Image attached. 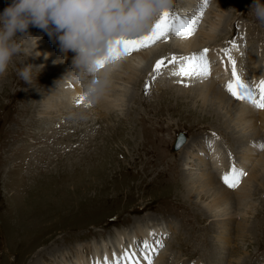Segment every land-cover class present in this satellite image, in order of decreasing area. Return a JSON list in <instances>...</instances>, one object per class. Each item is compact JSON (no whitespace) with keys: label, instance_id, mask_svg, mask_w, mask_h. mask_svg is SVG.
Wrapping results in <instances>:
<instances>
[{"label":"rangeland","instance_id":"obj_1","mask_svg":"<svg viewBox=\"0 0 264 264\" xmlns=\"http://www.w3.org/2000/svg\"><path fill=\"white\" fill-rule=\"evenodd\" d=\"M182 3L183 0H174L169 12L183 9ZM252 3L253 0H207V6L200 3L191 8L201 10L196 20L204 22V27L207 16L210 19L217 12L227 16L223 34L202 47L217 51L219 60L225 58L220 49L230 48L232 58L239 49L244 53L242 66L248 71L243 73L244 78L255 82L257 78L252 76L256 68L249 67L251 61L247 56L252 52L254 57L264 60V22L250 9ZM218 28L219 25L214 30ZM160 41L169 43L168 40ZM229 41H235L239 48H231ZM168 48L159 56H153L149 71L138 72L134 79L122 78L114 82L119 84L120 81L121 87L128 83L130 87L129 99L121 111L117 107L99 115L96 108L85 105L81 114L75 112L69 117L68 113L59 111L46 120L40 117L41 102L36 101V97L49 85L53 86L62 73L53 68L46 71L50 63L46 64V69L39 64L35 66L27 46L22 43L21 52L12 57L7 70L0 74V264H30L35 257L43 259L44 264H51L50 255L45 254V250L51 249L63 251L70 261L73 259L70 249H75L87 263L92 243L106 241L113 235L114 227L127 226L130 221L133 226L134 220L143 213L148 214L146 218L150 222H159L170 233L165 249L172 264L183 260L186 264L190 259L200 264H236L237 249L240 264H264V176H257L251 182L247 205H239L249 211L245 219L237 211L219 218L211 216L206 208L203 209L209 196L195 194L194 190L195 197L191 198L181 181L182 160L175 153L178 149L172 150V140L178 132L189 138L191 150L197 149L200 140L211 150L206 140L215 133L212 139L224 152L226 162H223L227 167L230 153L235 157L233 165L242 166L243 143H239L240 139L232 131L225 129L222 115L217 117L214 110L201 104V99L195 100L185 93L179 98L176 97L178 89L170 91L168 83L176 85L181 79L174 81L177 76L165 74L162 78L160 75L172 64L162 66L159 75L153 73L157 58L167 61L170 55L182 52L178 48ZM145 49L147 47L140 50ZM213 62L209 63L210 67ZM26 64L32 65L31 83L18 76V71ZM70 71L72 69L66 72ZM154 75L155 80L152 79ZM256 93L258 98V91ZM257 118L256 113L255 125L259 123ZM250 135L257 145L264 143L261 136L264 131ZM206 148L204 151H208ZM206 159L204 157V162L197 164L191 173L211 171L214 162ZM222 176V173L215 176L221 185L224 184ZM226 194L228 206L236 207L237 195ZM134 215L139 216L132 218ZM225 223H230V229L222 236ZM101 224L103 226H99ZM98 226L103 230L98 231ZM104 233L106 236L100 237ZM125 239L130 240V235L114 242L111 248L119 247ZM106 245L100 247L104 253L110 250Z\"/></svg>","mask_w":264,"mask_h":264},{"label":"bare ground","instance_id":"obj_2","mask_svg":"<svg viewBox=\"0 0 264 264\" xmlns=\"http://www.w3.org/2000/svg\"><path fill=\"white\" fill-rule=\"evenodd\" d=\"M9 3L10 0H0V12H3L4 8ZM200 3L202 5V0H183L182 3L183 9L177 8L174 10V13L180 15L181 17L191 18L195 16L196 18H198L199 15L198 11L201 12V10L200 9L195 10L191 8V5L194 6V4H197L198 6H200ZM215 14H216L215 17H213L214 14L212 15L213 18L210 17L209 19L207 16L204 19L207 22L206 27H204L205 23L203 22L201 24L199 20V23L197 22V26L195 27V31L193 35L188 38L177 37L170 33L167 39L169 43L163 44V41L159 40L158 42H156L159 43V45L155 46L156 43H154L149 47H147V49H145L144 51H141L139 49L131 52L128 55L121 56L119 59L114 60L112 63L110 82L105 88L103 94L95 101H89L85 97V100L79 105L76 104L75 101L78 97L83 95L81 85L76 83L71 78V76L68 75L69 72H66L68 69H72V57L74 53L72 51H69L65 55L61 51L59 41L55 36H50L47 32H45L44 30L38 27L29 26L28 32L31 34L32 37H28V36L24 37L22 43H24L27 46L26 50L30 52L29 54H31V58L33 62H35L33 64L35 66L36 64L37 65L39 64V66L44 67L46 69V64L50 63L49 68L46 69V71L49 72V69L53 68L56 71L60 70L62 73V77L57 81H55L53 86L49 85L48 88L38 93V97H36V101L41 102V106H40L41 110L39 112L40 117H45V119L47 120L49 115H52L54 113L56 114L59 111H62L64 114L68 113L70 117L75 112H77L75 114H81L84 111V108H82V106L85 107V105L93 106L94 108H96L99 115L106 114L112 110H116L117 107L118 109L120 108L121 111L122 106H124L125 104L124 102H126L128 98L127 97L129 92L128 89L130 87L128 88L127 85L128 83L124 87H121L120 81H118L119 84H116L114 82H117V80L119 79L121 80L122 78L125 80L130 78L134 79L138 72L145 73L146 70H148V67H150V60L153 59V56L154 55L155 57L159 56L161 53H163L162 51L164 50V48H168V47L173 49L178 48L179 51H182L181 53L179 52V54H175V56H186L191 53L200 52L202 49H204L202 45H204L206 42L208 43L209 41L216 39L218 36L223 34L222 32L224 31V29H226V25L224 21L227 16L224 17L222 12H217ZM218 25L219 28L217 29V31H215L214 29ZM33 37L36 39H34ZM165 53L166 51L164 52V54ZM234 55L236 57L235 61H236L237 72L241 76V78L244 79V74L248 72V71L245 72L242 66V61H243L242 59L244 53H242L239 49H236V53ZM254 56L255 55L251 52L247 57L251 61L249 63L250 64L249 67L253 69L256 68L255 69L256 73L252 77L254 78L256 77L257 78L256 82H259L260 80L264 79V60L260 61L258 57H254ZM209 57L211 62L215 61L213 62L214 63L213 66L215 64H218V66L210 67V75L207 78H201L200 80H197V82H195L192 78H186V77L181 78L177 76V80L181 79L183 80V83L178 82L176 84V82H174V84L176 85H172L173 82L172 83L169 82L168 83L169 87H171L169 89L170 91L171 89L174 88L178 89L176 90L177 92L176 97L179 98L185 93L186 96L191 95L192 98H195V100L197 98L201 99V104L206 105L210 110H214L217 114V117H220V115H222L223 121L225 122V129L232 131L237 136V138L240 139L239 143H243L241 147V155H240L242 157L241 158L242 166L239 167L237 166V168L242 170L245 169L243 171L246 173L247 176L246 175L241 176L243 178L237 187L235 188L229 187L232 190L226 188L228 186L227 184H225L223 179H221L224 182V184H222L223 186L217 182L218 181L217 179L219 178L215 179V176L218 175L219 170L220 173H222L224 176L225 173L229 172L230 168L233 165L230 168H228L226 163L224 164V162H226L223 155L224 152L220 149L219 146H217V141L215 139H212L213 136H211L210 139L206 140L207 143L211 141V150L206 148L202 140H200L201 144L198 145L197 149L191 150L190 144L192 143L189 142V138H188L183 146H180V148H178L177 151L175 150L174 151L175 153L179 154V157L182 160L181 170L183 171V175L181 177V181L183 182L184 187L187 189V192L190 193L191 198L195 197L193 192L194 190L196 192L195 194L197 193L207 194L209 198H206L205 200L207 202L205 203L206 206L205 207L202 206V207L203 209L206 208L205 211L209 212V214L215 218L216 217L219 218L224 215H232L234 212L237 211L245 219V215L249 211L247 208L241 207L239 205L244 203L245 205H247L248 202L246 203V201L247 199H249L251 195V187H250L251 182L255 180L257 176H261V177L264 176V149L257 147L256 141L253 140L252 136L250 135V133L256 134L264 131V109L256 111V108L249 102L239 100L233 97L223 86L225 85L224 83L225 81L227 80L229 81L232 78V69H231V65L228 63L227 57L219 60L218 52L213 51L210 48L207 54V58ZM235 57H233V59H235ZM41 62H44L45 64L42 65ZM226 66L228 67L230 66V67L227 68ZM239 68H241L242 71L239 70ZM175 69L176 68L174 64L165 67L163 72L166 73L161 74L160 77L163 78L164 76H166L165 74H167V77L174 76L172 75V72ZM227 69L231 71V75H229L228 73L229 71ZM245 82L248 83L249 85H252L254 81L247 82L245 80ZM221 83H223V85H221ZM172 95H174V93ZM222 109H224V111ZM256 113L258 115L257 119L259 120L258 125H255L254 123V114ZM64 117L67 116L64 115ZM96 117L97 115H94V118ZM49 122L51 123V120H49ZM250 128H252L251 132L248 131ZM261 136L264 139V135ZM191 139L192 141H194L193 138ZM255 145L256 148L254 147ZM204 148H206L208 151H204L205 150ZM184 154H186V158L184 157ZM204 157H207L208 160L214 162V164H212L213 169L211 171H202L199 174L191 173L192 170L196 169L197 164L204 162ZM253 161H255V163L251 167V163ZM187 169L189 170L187 171ZM214 170L218 172L216 173ZM196 186L200 187V189L198 190L197 188H195ZM227 192L235 193V195H237L238 205L236 207L233 204L228 206L229 198L228 195L226 194ZM232 201L233 200H231V202ZM145 218L146 215H143L140 218L134 220L133 226H135V228H133L131 232L129 230L124 229L123 227H119V228L114 227L112 231L113 235L110 236L109 238H106V241L101 242L100 240L101 244L105 245L107 241L111 242L112 241L110 240L111 238L114 239V242H119L125 235L127 236L133 235L135 237L140 236L146 238L147 233L150 229L149 226L156 227V225L159 222L152 223V225H147V226L145 224H140ZM146 221H148V218H146L145 222ZM229 225L230 223L223 224L224 229L222 231V236L225 235L226 230L230 229ZM144 226H146L145 229H142ZM247 229L248 228H246V230ZM221 239L222 238H219L220 241ZM101 244L96 242L92 243L90 247L91 255L89 257L92 256L91 258H94L95 255H99L98 249L100 250L101 248H104V246L101 247ZM70 250H71L70 253L73 255V259L71 261L64 254L63 251H59V250L56 251L51 249V250H45L46 252L45 254L48 256L50 255L51 264H94L95 263V261H93L92 263L89 262L86 263L84 257L81 254L76 253L75 249H70ZM236 252L238 254L235 257V262L236 264H240L238 258L240 257L239 250L237 249ZM241 252L242 251H240V253ZM56 256H59V258H57ZM89 257L87 258V261ZM167 258H168V252H166V249L163 248L157 257V261L155 264H169L167 263ZM30 264H44V260L35 257L34 259H32ZM99 264H104V260ZM122 264H128V262L124 261Z\"/></svg>","mask_w":264,"mask_h":264},{"label":"clouds","instance_id":"obj_3","mask_svg":"<svg viewBox=\"0 0 264 264\" xmlns=\"http://www.w3.org/2000/svg\"><path fill=\"white\" fill-rule=\"evenodd\" d=\"M173 6L174 0H10L0 12V74L21 52L23 38L32 37L29 26L38 27L58 39L65 55L74 53L68 75L81 85L89 101H95L110 82L114 60L97 66L110 47L151 31L160 15ZM250 9L264 22L261 0H253ZM18 76L31 83L32 65L26 64Z\"/></svg>","mask_w":264,"mask_h":264},{"label":"snow or ice","instance_id":"obj_4","mask_svg":"<svg viewBox=\"0 0 264 264\" xmlns=\"http://www.w3.org/2000/svg\"><path fill=\"white\" fill-rule=\"evenodd\" d=\"M203 6H207V0H202ZM196 17H181L180 15L166 11L160 15L157 21L154 23L150 32L145 35L131 38L122 39L116 41V43L110 47L109 53L104 59L98 62L97 66L102 67L103 64L108 60H116L121 56L128 55L133 51L139 50L141 48L149 47L159 40H167L169 34H173L177 37L188 38L193 35L195 31ZM231 48H237L238 45L235 41L228 42ZM221 52L227 57L228 63L231 65L232 78L226 82V90L236 99L247 101L256 108L264 109V79L260 80L258 83L253 82L252 85L246 83L237 72L236 61L231 56L230 48H222ZM209 49L204 48L198 53H191L186 56H175L173 55L170 59L165 61V58L158 59L153 66V73L159 75L161 73V68L166 63L176 65V69L172 72V75L179 76L181 78H192L200 77L207 78L210 75V65L207 58ZM155 80L156 76H152ZM183 83V80L180 81ZM187 86V85H185ZM259 93L257 98L256 91ZM145 90H148V84H145ZM85 100V96H80L76 99V104H81ZM215 137V133H213ZM218 139V137H216ZM211 146V141L208 142ZM179 146V145H177ZM257 147L264 149V143L257 145ZM246 175V173L233 165L228 173H225L222 179L225 184L230 188H235L240 182V177ZM149 235H155L154 232H150ZM156 247H153L148 240H144L142 247L144 252L143 255L146 264H153V255L156 253L157 248H162L163 242L157 240L155 242ZM135 253H129L125 251L121 256L117 257L113 254L112 264H120L122 261H127L128 264H133V257ZM99 264V262H97ZM104 264H109L108 257L105 256ZM135 264H139V261H135Z\"/></svg>","mask_w":264,"mask_h":264},{"label":"water","instance_id":"obj_5","mask_svg":"<svg viewBox=\"0 0 264 264\" xmlns=\"http://www.w3.org/2000/svg\"><path fill=\"white\" fill-rule=\"evenodd\" d=\"M186 138L184 133L182 132H178L176 138L174 139L173 145H172V150H176L178 149L184 142H185ZM179 145V146H177Z\"/></svg>","mask_w":264,"mask_h":264}]
</instances>
